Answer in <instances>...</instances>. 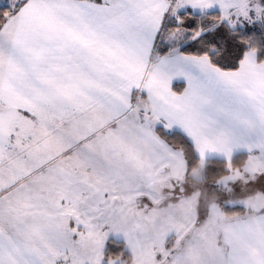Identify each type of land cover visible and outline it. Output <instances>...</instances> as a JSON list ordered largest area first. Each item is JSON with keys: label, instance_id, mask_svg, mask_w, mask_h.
<instances>
[{"label": "snow or ice", "instance_id": "6c2138e0", "mask_svg": "<svg viewBox=\"0 0 264 264\" xmlns=\"http://www.w3.org/2000/svg\"><path fill=\"white\" fill-rule=\"evenodd\" d=\"M0 264H264V0H0Z\"/></svg>", "mask_w": 264, "mask_h": 264}]
</instances>
